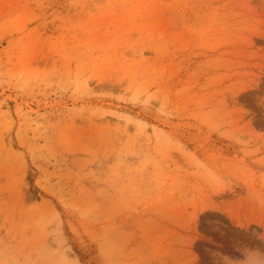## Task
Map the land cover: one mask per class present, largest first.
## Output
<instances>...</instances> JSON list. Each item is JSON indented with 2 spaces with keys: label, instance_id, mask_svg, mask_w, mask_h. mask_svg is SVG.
Here are the masks:
<instances>
[{
  "label": "rangeland",
  "instance_id": "1",
  "mask_svg": "<svg viewBox=\"0 0 264 264\" xmlns=\"http://www.w3.org/2000/svg\"><path fill=\"white\" fill-rule=\"evenodd\" d=\"M0 264H264V0H0Z\"/></svg>",
  "mask_w": 264,
  "mask_h": 264
}]
</instances>
